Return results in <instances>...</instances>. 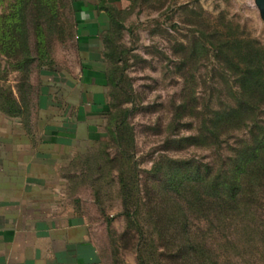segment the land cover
Returning <instances> with one entry per match:
<instances>
[{"label": "rangeland", "instance_id": "obj_1", "mask_svg": "<svg viewBox=\"0 0 264 264\" xmlns=\"http://www.w3.org/2000/svg\"><path fill=\"white\" fill-rule=\"evenodd\" d=\"M44 2L0 0V102L15 97L27 122L41 88L72 85L77 67L71 0ZM118 6L106 44L108 127L69 163L66 199L102 223L105 264H264L255 0ZM102 211L113 217L106 234Z\"/></svg>", "mask_w": 264, "mask_h": 264}, {"label": "crops", "instance_id": "obj_2", "mask_svg": "<svg viewBox=\"0 0 264 264\" xmlns=\"http://www.w3.org/2000/svg\"><path fill=\"white\" fill-rule=\"evenodd\" d=\"M120 1L71 0L73 84L41 88L32 122L0 112V264H105L102 223L66 199L71 187L65 171L108 127L110 61L104 38ZM45 194L49 199L39 198Z\"/></svg>", "mask_w": 264, "mask_h": 264}, {"label": "trees", "instance_id": "obj_3", "mask_svg": "<svg viewBox=\"0 0 264 264\" xmlns=\"http://www.w3.org/2000/svg\"><path fill=\"white\" fill-rule=\"evenodd\" d=\"M44 1L45 2L43 4L45 6L50 5L51 0H44ZM108 39H109V37H107V35H106L104 38L105 45L108 43ZM106 56H107L108 60H110L111 53L109 51H107V49H106ZM109 74H111V73L109 72ZM109 80H110V77H109ZM3 101H5V103H3ZM0 111L6 113L8 115H12V116L23 115V109H22V105H21L20 101L17 100L15 97H11V96L6 97L4 100H2V102H0ZM109 111H110V105H109ZM102 213L106 218V221L108 224V230L110 231L112 229L111 225L113 222V217L106 216L103 211H102Z\"/></svg>", "mask_w": 264, "mask_h": 264}, {"label": "water", "instance_id": "obj_4", "mask_svg": "<svg viewBox=\"0 0 264 264\" xmlns=\"http://www.w3.org/2000/svg\"><path fill=\"white\" fill-rule=\"evenodd\" d=\"M255 4L259 8L261 15L264 19V0H255Z\"/></svg>", "mask_w": 264, "mask_h": 264}]
</instances>
